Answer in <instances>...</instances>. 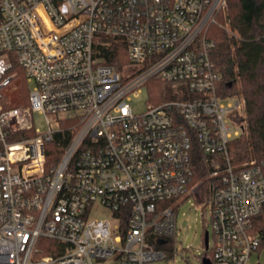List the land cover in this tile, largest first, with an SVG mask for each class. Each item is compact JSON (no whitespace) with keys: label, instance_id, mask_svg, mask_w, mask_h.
Instances as JSON below:
<instances>
[{"label":"built area","instance_id":"obj_1","mask_svg":"<svg viewBox=\"0 0 264 264\" xmlns=\"http://www.w3.org/2000/svg\"><path fill=\"white\" fill-rule=\"evenodd\" d=\"M227 13L228 0H0V101L16 90L15 62L33 84L27 104H0V264L167 260L156 245L175 239L174 203L190 196L211 209L213 264L264 251V160L230 162L246 102L221 96L208 39ZM98 37L124 42L129 63H100ZM153 77L175 99L136 114L133 97ZM66 131L47 170V144ZM194 143L227 162L207 201L192 182ZM99 206L110 220L91 219ZM40 239L61 246L42 256Z\"/></svg>","mask_w":264,"mask_h":264},{"label":"trees","instance_id":"obj_2","mask_svg":"<svg viewBox=\"0 0 264 264\" xmlns=\"http://www.w3.org/2000/svg\"><path fill=\"white\" fill-rule=\"evenodd\" d=\"M227 18V19H226ZM217 16V23L210 27L208 39L212 43L211 58L220 74L219 92L224 98L240 97L246 102L243 133L229 144V158L239 168L253 160H264V0H228L227 17ZM229 21V27L224 26ZM100 63L124 67L129 63L127 45L111 38L98 37ZM15 94L10 106L28 103L29 88L24 70L15 62ZM150 103L161 104L174 100L171 85L157 77L147 83ZM16 96H20L17 98ZM21 102H17V100ZM71 132H59L46 147L47 170L57 167L68 145ZM193 183L201 182L204 199L207 201L216 179L210 177L215 170L223 169L227 162L223 154H205L197 143L191 150ZM173 240L156 248L167 252V259L174 256ZM42 256L52 255L51 247L61 244L40 239ZM212 257V252L208 254Z\"/></svg>","mask_w":264,"mask_h":264},{"label":"rangeland","instance_id":"obj_3","mask_svg":"<svg viewBox=\"0 0 264 264\" xmlns=\"http://www.w3.org/2000/svg\"><path fill=\"white\" fill-rule=\"evenodd\" d=\"M224 26H227L226 22ZM29 89L32 83H27ZM13 87L3 91V99L0 104L5 109L11 108V98L16 95ZM20 98V96L18 97ZM17 102H21L19 99ZM133 109L136 114L146 112L150 104L149 92L144 87L138 95L133 97ZM35 127L44 133L48 130L45 117L36 113L34 115ZM53 129H57V124L52 123ZM177 211V236L173 239L174 256L172 259L155 261L148 264H203L202 259L208 255L213 245V234L211 227V209L205 203L197 202L193 197H182L174 203ZM109 219L111 212L103 206H99L91 215V219ZM206 235L209 236L206 245ZM252 264H264V251L254 253L251 257Z\"/></svg>","mask_w":264,"mask_h":264},{"label":"water","instance_id":"obj_4","mask_svg":"<svg viewBox=\"0 0 264 264\" xmlns=\"http://www.w3.org/2000/svg\"><path fill=\"white\" fill-rule=\"evenodd\" d=\"M205 241H206V245H208V241H209V236H208V235H206ZM165 243H166L165 240H162V241L160 242V244H162V245L165 244ZM203 264H213V263H212L211 259L205 257V258L203 259Z\"/></svg>","mask_w":264,"mask_h":264}]
</instances>
